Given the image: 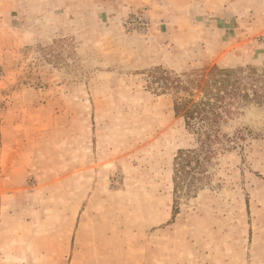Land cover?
Segmentation results:
<instances>
[{
	"label": "rangeland",
	"instance_id": "374dc122",
	"mask_svg": "<svg viewBox=\"0 0 264 264\" xmlns=\"http://www.w3.org/2000/svg\"><path fill=\"white\" fill-rule=\"evenodd\" d=\"M212 65L264 99V0H0V264L83 229L124 264H264V101L175 176L196 142L155 77Z\"/></svg>",
	"mask_w": 264,
	"mask_h": 264
},
{
	"label": "trees",
	"instance_id": "16d2710c",
	"mask_svg": "<svg viewBox=\"0 0 264 264\" xmlns=\"http://www.w3.org/2000/svg\"><path fill=\"white\" fill-rule=\"evenodd\" d=\"M159 74L155 78H162V90H170L175 115L183 119L185 128L196 142L193 148L178 151L174 158L175 176L195 173L204 161L210 160L222 148V124L244 103L264 101L261 75L252 68L212 65L183 78L165 71Z\"/></svg>",
	"mask_w": 264,
	"mask_h": 264
},
{
	"label": "crops",
	"instance_id": "0c3cea01",
	"mask_svg": "<svg viewBox=\"0 0 264 264\" xmlns=\"http://www.w3.org/2000/svg\"><path fill=\"white\" fill-rule=\"evenodd\" d=\"M20 199H23V197L20 196ZM66 199H76L75 193H67ZM71 239H74L73 244H71ZM94 240H96L95 237L91 236L88 229H83L74 234L66 232V235L58 241V245L63 247L64 244L63 251L56 249L54 254L48 258L43 255V259L37 264H124L122 260L115 258L113 251L110 254L107 252L108 257L105 255L106 258L103 259L102 250ZM97 240L100 241V238H97Z\"/></svg>",
	"mask_w": 264,
	"mask_h": 264
}]
</instances>
